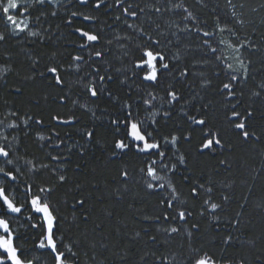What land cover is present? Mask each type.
<instances>
[{
  "label": "snow or ice",
  "instance_id": "obj_1",
  "mask_svg": "<svg viewBox=\"0 0 264 264\" xmlns=\"http://www.w3.org/2000/svg\"><path fill=\"white\" fill-rule=\"evenodd\" d=\"M195 3L200 11L212 4V26L184 0H0V45L51 41L56 33L45 24L49 17H58L57 9L66 13L63 23L80 38L70 45L78 51L69 54L67 63L62 53L53 51L41 69L42 58L26 52L31 74L24 79L47 81L58 91L42 99L67 111H53L45 119L43 114L9 109L0 119V264H49L48 257L51 264H80L81 251L85 256L91 252L92 264H101L97 249L112 251L103 239L89 238L86 232L83 240H73L63 231L65 208L78 231L93 223L87 187L74 182L62 189L69 183V171H82L79 163L71 167L73 158L86 160L96 148L116 165L112 192L117 202L133 187L157 198L150 213L136 208L134 201L128 205L146 222L143 236L151 245L134 264H264V247L256 239L239 241L232 231L219 235L221 214L228 215L234 199L227 192L232 185L217 182L206 170L196 174L202 158L217 161L216 175L221 169L231 173L225 153L233 150V136L264 153V79L256 81L264 75V36L257 41L248 35L249 28L255 35L256 21L246 18L244 0H224L223 6L219 0ZM78 6L97 13L117 9L119 14H112V24L105 21L97 27L99 16L76 10ZM261 10L264 3L250 9ZM177 12L183 13L179 20L172 18ZM75 22H86L89 29L75 27ZM6 58L11 60L9 54ZM10 71L0 67L5 84ZM65 74L74 77L71 83ZM9 91L23 95L19 86ZM20 133L34 135L42 158L27 154ZM252 171L262 176L264 166ZM91 189L99 192L101 186L94 182ZM240 208L227 220L235 231L243 223L245 204ZM197 216L216 226L220 254L205 246ZM103 231L102 224L92 229ZM29 232L31 249L21 243ZM181 234L177 249L157 255ZM140 238L136 232L133 241ZM237 241L248 245V254L225 255ZM113 254L119 264H130L129 250Z\"/></svg>",
  "mask_w": 264,
  "mask_h": 264
},
{
  "label": "trees",
  "instance_id": "obj_2",
  "mask_svg": "<svg viewBox=\"0 0 264 264\" xmlns=\"http://www.w3.org/2000/svg\"><path fill=\"white\" fill-rule=\"evenodd\" d=\"M109 2L111 3L112 0H109ZM184 2L190 11L199 12L200 15L208 20L209 26H212L213 16L209 10L212 6L211 3L209 4V9L200 11L195 0H184ZM244 2L247 6L246 18L256 21L255 35L253 36V30L251 28L246 31L249 36L259 41L264 36V24L260 23L261 19L264 18V10H261L259 13H252L250 9L253 7L259 8L260 4L264 3V0H244ZM219 3L223 6L224 0H219ZM47 10L51 11L52 6H48ZM76 10L99 16L97 27L101 26L105 21L112 24V14H119V10L117 9H113L112 13H107V10L102 8L97 13L92 12L90 8L78 6ZM57 11L59 12L58 17L55 19L49 17L48 22L45 24V27H47L50 23L53 26V31L56 33L51 41H45V43L41 44L39 42L30 43L28 40H22L19 43L15 40H10L7 44L0 45V67L7 66L11 69L6 77L7 83L5 84L4 80H0V119H4L3 114L9 109L18 111L21 114L25 112L43 114L45 119L53 111H67V109L60 108L58 105L46 103L42 99L45 93L52 92L55 94L58 91L50 88L47 81L39 78L34 81L24 79L25 76L31 74L29 71L30 61L26 55L27 51H31L34 57L42 58L40 64L41 69H43L44 64L49 63L47 57L53 51L62 53L66 63L70 62L69 54L78 51L70 45L79 43L80 38L78 35L71 34V29L63 23V16L66 13L61 9H57ZM182 15L183 13L177 12L172 18L179 20ZM57 24L60 25L58 30L55 27ZM74 26L89 29V24L86 22H75ZM120 27L121 29L123 28L122 25ZM105 35H111V33L106 32ZM58 36L61 37L59 40H57ZM224 38L229 39L228 36ZM193 43H195V40H193ZM6 54L11 56L10 61L7 60ZM258 58L259 54L254 57L257 60ZM64 78L69 83L74 79V77L67 74L64 75ZM261 79H264V75H257L256 81L258 82ZM15 86L22 88L23 95H16L9 91L10 88ZM252 86L253 82H250L249 87ZM5 100L8 101V104L3 102ZM37 101H39V106H37ZM79 114L85 121L88 120V117L84 116L83 113ZM8 119L13 118L9 117ZM65 130L62 129V131ZM32 131L35 133L38 129L33 126ZM101 134H104L103 129H101ZM20 139L21 147L26 150L29 156L35 155L37 157H43L44 152L37 147L38 142L35 140L34 135L25 137L23 133H20ZM231 139L234 145L233 150L230 153H225V158L229 159L233 165L231 173L221 169L220 174L216 175L214 169L217 161L211 158H202L200 161L201 167L196 169V174L199 175L201 170H206L213 175V178L217 182L232 185L227 192L234 199L228 215L221 214L222 223L219 235H226L228 231H232L234 237H239V241L246 242L249 239H256L259 246L264 247V242H261V238L264 237V175L256 176L252 171L253 169L259 171L264 166V153L258 152L249 145H241L239 139L235 136L231 137ZM260 148L264 149V145H261ZM73 159L74 164L71 167L74 169L75 163H79L82 171H69V183L62 191L71 188L74 182H79L87 187L88 191L85 194L91 196V203L88 205V208L91 210L93 223L81 225V230L78 231L72 226L73 214L67 208L62 209L63 214L68 218L63 225V231L66 237H70L73 240H83L84 233L86 232L89 238L94 237L97 241L103 239L112 251L104 252L102 249H97V260L101 264H119V261L113 253L124 249L129 250L130 264H134L138 260L139 255L150 248L151 245L146 243L147 237L143 236L142 230L147 226L146 222L142 221L138 213L134 209L129 208L128 205L134 201L136 208L143 206L150 213L152 207L157 203V198L147 196L143 190L133 187L125 196L124 200L117 202L112 192V189L115 187L112 181L116 176V165L108 162L102 148H96L90 152L86 160H80L78 157H74ZM93 169H95V172H93ZM176 179L178 182L181 181L179 176ZM94 182L100 184L101 191H92L91 184ZM181 190L187 192L186 187H182ZM101 201L103 202L101 203ZM241 204H245L244 216L242 218L243 223L240 226V230L235 231L227 227V220L233 217L237 211L241 210ZM76 216H79V213H76ZM196 219L201 224V235L206 240L205 246L210 251L220 254L221 245L219 243V235L216 232V226L210 219L199 216ZM97 224L104 226L102 234L92 232L93 227ZM136 232H141V238L133 241ZM152 232L153 234L159 235L156 233L155 228L152 229ZM26 236L27 238L23 239L21 243L31 249L34 245L32 233L29 232ZM199 239L200 237L197 238V240ZM239 241H237L236 246L228 248L224 254L227 256L247 255L248 245L245 243L241 246ZM66 242L69 241L66 240ZM181 242H183V234L175 239L169 240L167 247L161 246L157 255L161 253L167 254L177 249ZM90 257L91 252H89L88 256H85L83 251H81L80 264H92ZM48 258L51 264L50 257Z\"/></svg>",
  "mask_w": 264,
  "mask_h": 264
},
{
  "label": "rangeland",
  "instance_id": "obj_3",
  "mask_svg": "<svg viewBox=\"0 0 264 264\" xmlns=\"http://www.w3.org/2000/svg\"><path fill=\"white\" fill-rule=\"evenodd\" d=\"M70 6V5H69ZM48 260H49V258H48ZM50 264V263H49Z\"/></svg>",
  "mask_w": 264,
  "mask_h": 264
}]
</instances>
